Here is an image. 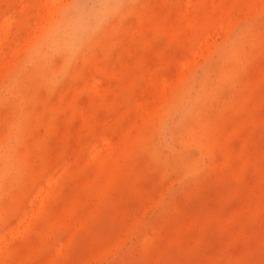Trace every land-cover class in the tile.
I'll list each match as a JSON object with an SVG mask.
<instances>
[{
  "label": "rangeland",
  "instance_id": "rangeland-1",
  "mask_svg": "<svg viewBox=\"0 0 264 264\" xmlns=\"http://www.w3.org/2000/svg\"><path fill=\"white\" fill-rule=\"evenodd\" d=\"M0 264H264V0H0Z\"/></svg>",
  "mask_w": 264,
  "mask_h": 264
}]
</instances>
